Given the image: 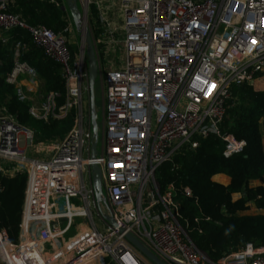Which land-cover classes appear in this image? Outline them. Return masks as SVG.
<instances>
[{"label":"built area","instance_id":"built-area-1","mask_svg":"<svg viewBox=\"0 0 264 264\" xmlns=\"http://www.w3.org/2000/svg\"><path fill=\"white\" fill-rule=\"evenodd\" d=\"M49 1L69 14L65 0ZM12 2L0 0V46H10L12 57L4 82L33 119L71 118L72 125L61 140L36 144L35 132L0 108V176H27L18 241L0 232V262L154 264L131 236L163 264H264V245L253 243L210 260L179 223L174 187L161 190L156 178L199 138H220L225 158L243 152L245 142L223 133L222 124L231 88L264 90V0H121L119 33L97 6L102 55L119 44L122 51L120 65L104 75L103 141L94 159L84 53L71 57L66 38L28 27L9 12ZM76 4L85 11L91 2ZM15 31L59 66L63 96L21 84L38 76L22 60L27 44L11 41ZM31 150L44 159L32 158ZM92 164L100 170L99 200ZM75 219L80 231L64 241Z\"/></svg>","mask_w":264,"mask_h":264},{"label":"trees","instance_id":"trees-1","mask_svg":"<svg viewBox=\"0 0 264 264\" xmlns=\"http://www.w3.org/2000/svg\"><path fill=\"white\" fill-rule=\"evenodd\" d=\"M90 8L91 16L98 23L96 9ZM9 12L18 14L28 27L44 26L56 35L67 36L70 15L49 0H13ZM12 40L27 44L22 60L35 69L41 91L59 92L63 96L64 83L59 66L45 58L25 32L15 31ZM68 50L74 57V50L69 46ZM11 64L10 46H0V108H5L19 124L35 130L38 140L65 136L71 128V118L43 123L29 115L26 104L16 101L12 87L4 82ZM228 104L222 131L245 142L241 154L225 158L222 155L224 143L220 138H199L195 149H183L172 163L163 165L156 173L161 190L168 185L174 187L181 227L213 262L241 249L246 243L264 245V214L238 215L247 211L249 204L264 210V148L260 130L264 122V90L255 91L246 86L231 88ZM218 174L230 178L227 186L212 180ZM250 180H258L261 184L250 187ZM26 188L25 172L0 176V232L5 231L12 243L18 241ZM235 195L240 197L234 199Z\"/></svg>","mask_w":264,"mask_h":264},{"label":"rangeland","instance_id":"rangeland-1","mask_svg":"<svg viewBox=\"0 0 264 264\" xmlns=\"http://www.w3.org/2000/svg\"><path fill=\"white\" fill-rule=\"evenodd\" d=\"M90 2L91 4L87 6L85 11H84V8L80 6L78 7V9L83 14V18H82L83 23L81 26L84 27L91 36L94 50H95V55H96L97 66H98V74L95 80L94 90H93V99H94V108H95V114H96V123L98 126V132H99L97 147L98 149H100V146L103 141L102 126H103V121H104V107H105L103 79H104V75L106 71L115 69L120 65V62H121L120 49L122 51V48H120V44H119V46L116 48L119 50L115 52L114 54L110 53L107 55H104V54L102 55V46H100V43L98 42V36L99 34H101V30L99 27H97L95 23L96 21L95 18L90 15L91 14L90 7L94 6V8H96L98 6L100 8V13L102 14L103 18L105 17L107 19L108 23L110 24L111 29L119 33L120 28H121V18H120V12H119L121 0H90ZM96 14L98 15L97 10H96ZM66 41H67V45L71 47L72 50H74L73 55L77 56L80 51L84 53L85 45H84V40H83L82 28L75 27L74 24L72 23V20L70 21V25L68 26V33L66 36ZM253 90H258V89L255 88ZM62 120H66V119H62ZM26 127L30 128L29 126H26ZM33 131L35 132L34 140L36 144L44 143L46 144V146L52 144L55 141L57 142L64 137V136L62 138L57 137V138H54L53 140L43 141V140H38L36 131L35 130ZM31 152L33 153L31 155L32 158L39 157L38 153H40V151L31 150ZM39 159H44V158L40 156ZM255 213H256L255 211L250 210L246 214L253 216L255 215ZM240 214L238 213L239 216H241ZM260 214L263 215L264 210ZM80 222H81L80 219H75L72 221L69 231L64 235V241H67L73 238L79 233ZM95 222H97L96 218H95ZM61 246H62V243L56 244V247L58 248Z\"/></svg>","mask_w":264,"mask_h":264},{"label":"water","instance_id":"water-1","mask_svg":"<svg viewBox=\"0 0 264 264\" xmlns=\"http://www.w3.org/2000/svg\"><path fill=\"white\" fill-rule=\"evenodd\" d=\"M65 3H66L67 10L69 12L70 18L72 20V23L77 28L81 27L82 33H83V40H84V45H85L84 55L86 58L87 73H88V88H89V98H90L92 134L95 140V142L93 143L91 147V158L94 159L97 155L96 147H97V138H98V126L96 123V114H95L94 99H93L94 84H95V80L98 74L97 60H96L95 50H94L91 36L89 32L84 27L81 26L83 23L82 22L83 14L78 9L76 0H65ZM91 171L93 173V180H92L93 188L96 191V198L97 200H99L100 195H101L100 170L95 164H92ZM108 222L109 224L114 226V223L111 220H108ZM126 238L134 246V248L137 251H139L142 255H144L151 262H153L154 264H163L153 254L147 251L142 246V244L139 243L136 239H134L131 236H127Z\"/></svg>","mask_w":264,"mask_h":264},{"label":"crops","instance_id":"crops-1","mask_svg":"<svg viewBox=\"0 0 264 264\" xmlns=\"http://www.w3.org/2000/svg\"><path fill=\"white\" fill-rule=\"evenodd\" d=\"M82 51L79 52V54L81 53ZM21 84L23 86H31L34 90L36 89H40L42 90V85H41V81L40 79L38 78L36 80V82L34 81H28V80H21ZM41 85V86H40ZM264 122H262L261 126H260V130H261V135H262V143H263V148H264ZM212 180L216 183H219L223 186H227L230 182V178L224 174H218V175H215L213 176ZM261 183L260 181L258 180H250L249 181V186L250 187H256V186H259ZM240 197L239 195H235L234 196V199ZM255 211V215H258L260 214L263 210H258L256 209L252 204H249V209L247 211H244L245 213L241 212V216H250L249 214H246L248 211Z\"/></svg>","mask_w":264,"mask_h":264}]
</instances>
